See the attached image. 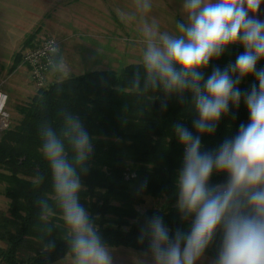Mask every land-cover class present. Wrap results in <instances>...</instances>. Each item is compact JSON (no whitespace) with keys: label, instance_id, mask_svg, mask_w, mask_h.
<instances>
[{"label":"clouds","instance_id":"9594fccd","mask_svg":"<svg viewBox=\"0 0 264 264\" xmlns=\"http://www.w3.org/2000/svg\"><path fill=\"white\" fill-rule=\"evenodd\" d=\"M264 0H180V17L173 29L162 28L152 14L153 0H133V11L122 19L135 22L142 36L141 61L120 92L160 99L161 111L175 98L192 117L190 130L179 118L172 135L183 147L171 197L181 224L173 231L162 215L146 217L138 243H147L139 264H264ZM234 46H241L234 63L222 70H205ZM48 64L68 78L60 45L47 44ZM248 77L254 83L241 90ZM162 94V96L158 95ZM241 102L248 122L235 135L226 134L209 148L222 119L234 121ZM40 151L51 174V193L36 201L39 208L41 255L49 259L57 248L62 222L68 264H114L113 249L81 200L82 177L94 155V137L80 115L61 109L55 120L42 119ZM221 177L222 180H215ZM43 175L33 181L39 186ZM147 188L141 182L137 195ZM143 215V209H139ZM209 250L214 254L209 257Z\"/></svg>","mask_w":264,"mask_h":264},{"label":"trees","instance_id":"16d2710c","mask_svg":"<svg viewBox=\"0 0 264 264\" xmlns=\"http://www.w3.org/2000/svg\"><path fill=\"white\" fill-rule=\"evenodd\" d=\"M243 52L234 46L213 67L221 70ZM21 52L13 68L19 64ZM140 63L128 64L119 70H94L46 83L26 105L18 107L22 117L14 125L1 129L0 180L7 183L4 194L9 199L8 210L0 211V264H55L65 255V245L58 236L62 222L57 217V248L49 259L41 255L39 208L36 201L51 193L49 166L40 151L39 124L42 119L55 120L61 109L77 112L94 137V155L89 171L82 177L85 191L82 203L100 226L109 246H132L145 250L137 237L146 217L162 215L174 231L181 224L177 218L175 199L171 197L174 179L180 168L183 147L172 135L171 126L182 117L192 129V117L184 111L186 105L175 98L161 111L160 99L150 95L120 92ZM264 67V61L258 64ZM253 77L246 78L241 90L250 89ZM162 96V94H158ZM236 119L225 117L212 136H204L209 148L221 143L226 134L235 135L241 123H247L248 111L243 102L234 110ZM194 131V130H193ZM43 175L39 186L33 181ZM147 188L137 195L142 181ZM222 180L221 177H214ZM147 196L162 199L159 208L140 214L139 207ZM209 255L214 251L209 250Z\"/></svg>","mask_w":264,"mask_h":264},{"label":"rangeland","instance_id":"374dc122","mask_svg":"<svg viewBox=\"0 0 264 264\" xmlns=\"http://www.w3.org/2000/svg\"><path fill=\"white\" fill-rule=\"evenodd\" d=\"M51 1L47 6L46 0H0V89L8 95L5 110L9 125L20 120L22 115L18 107L26 105L39 90L31 80L30 68L23 62V56L18 66L12 69L16 54H23L26 48L35 46L43 37L59 40L69 76L94 70H119L141 61L143 44L137 24L121 16V13L133 11V0H97L96 17L87 23L62 12L56 1ZM153 4L152 14L159 19L162 28L171 30L175 19H182L179 16L180 0H153ZM61 79H64L63 73L51 68L46 83ZM3 128L0 124V136ZM6 185L0 180V211L8 210L9 199L4 194ZM163 202L147 196L139 209L159 208ZM110 247L114 264H139L138 261L144 258L145 250L140 248ZM55 264L68 262L64 259Z\"/></svg>","mask_w":264,"mask_h":264},{"label":"built area","instance_id":"2783aa9c","mask_svg":"<svg viewBox=\"0 0 264 264\" xmlns=\"http://www.w3.org/2000/svg\"><path fill=\"white\" fill-rule=\"evenodd\" d=\"M51 40H56L59 43V40L54 37H43L38 44L33 47L26 48L22 54L23 62L30 68L31 80L34 81L39 88L46 84L47 73L51 69L48 64L47 49V44ZM7 100V93L0 89V124L4 128L9 126L5 110Z\"/></svg>","mask_w":264,"mask_h":264},{"label":"crops","instance_id":"0c3cea01","mask_svg":"<svg viewBox=\"0 0 264 264\" xmlns=\"http://www.w3.org/2000/svg\"><path fill=\"white\" fill-rule=\"evenodd\" d=\"M59 9L62 12H66L68 15L82 18L83 23L91 22L89 19H95L96 17V1L97 0H55ZM47 6L52 3L51 0H46ZM260 19H264V5H262L260 11ZM79 22V21H78ZM60 26V25H59ZM52 32V31H51ZM61 39V38H60ZM63 40V39H61Z\"/></svg>","mask_w":264,"mask_h":264}]
</instances>
